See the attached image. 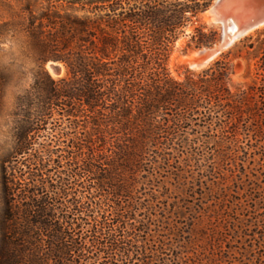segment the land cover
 I'll use <instances>...</instances> for the list:
<instances>
[{"label": "trees", "instance_id": "trees-1", "mask_svg": "<svg viewBox=\"0 0 264 264\" xmlns=\"http://www.w3.org/2000/svg\"><path fill=\"white\" fill-rule=\"evenodd\" d=\"M27 1L0 25L37 63L2 166L0 264H264V38L245 45L256 79L233 87L231 50L168 69L189 27L188 47L216 42L213 0ZM256 155L263 177L236 181Z\"/></svg>", "mask_w": 264, "mask_h": 264}, {"label": "rangeland", "instance_id": "rangeland-1", "mask_svg": "<svg viewBox=\"0 0 264 264\" xmlns=\"http://www.w3.org/2000/svg\"><path fill=\"white\" fill-rule=\"evenodd\" d=\"M34 1L35 0H33V2ZM27 3H28L27 0H0V25L9 22L11 20V14L14 11H19L20 9L25 7ZM38 5L39 4L37 3V7ZM206 12L207 10L204 13H202L200 16L201 22L207 24L209 27H212L218 31L219 35L216 40V42H218L222 34V29H220L222 27L221 26L219 27V25L212 26L211 22H209L206 19L205 16ZM8 29L9 28H7V30H5L4 32L6 33V35H0V214L3 206L2 166L3 164H5L8 167V169H10L11 166L15 165V162L13 161L12 151H13V144L15 141L14 112H15L16 101L17 98L21 96L27 88H29L32 81V75L37 70V63L27 53V49L24 43L25 40L24 37L21 36L14 37L12 32L8 31ZM193 29L194 26L189 27L186 30L187 35H182L179 38V40L176 42L175 46L173 47V51L168 62V69L170 73L176 78H184L187 70H193L190 68L188 60L189 57L192 55V53H195L197 52V50H199L188 47L190 34L192 33ZM259 35H261L260 36L261 38H264V27L237 40L230 48H228L222 53V54L227 53L229 50L232 51L228 60L230 61V66H231L230 83L233 87L250 84L253 82L254 79H256V68H257L258 58H255V56L261 54L258 53L257 50L253 51L252 49L245 47V45L249 44L250 42H255ZM246 37H251V39L246 40L245 39ZM256 47H258V43H256ZM203 48L205 47H202L200 49ZM221 55H219L215 60L221 59L222 58ZM51 63L52 62H48L46 64V68L50 72L51 70L49 69V64ZM61 70L62 72L60 75H63L64 70L62 67ZM193 71H197V70H193ZM51 74L53 73L51 72ZM53 75L60 76L55 74ZM49 131H50L49 129L48 131L42 130L39 136L36 137V141L37 142L45 141V139L48 138L47 135ZM252 159H254V163L250 164L249 167L248 166L249 162ZM261 163L263 162L259 155H256L253 158H250L249 156V159L246 162V166H248L249 168L246 169V173L239 172L233 175L232 177H234L236 181H238V179H241L239 180V182L247 185L248 183L247 175L250 177V179H255V176H253L252 173L250 172H254L257 174V176L263 177L261 176L263 171V168L262 169L260 168ZM193 168L196 169V167ZM204 168L205 166L202 167V169ZM197 172L198 171L195 172L196 177H198ZM202 172L204 171L202 170ZM227 174L231 175L230 172H228ZM206 175L207 172L205 174L204 179L207 181L208 185H211L212 181L210 180V178L212 177L211 175H207V176ZM228 181H229L228 185H230L232 183L231 176L229 177ZM234 190L235 187H233L232 190H229V193H234L236 195L239 194L237 196L239 197L241 196L243 202H245L246 199L242 197L243 195L242 191L239 190L238 192L237 191L235 192ZM215 192L216 189H214V191L211 192L214 194L212 196L208 192L204 200H202V202H199L202 205L203 209L204 208L212 209L214 207L216 203ZM216 210L217 211L220 210V207L217 206ZM218 212L221 214L222 210ZM232 245H234V249H238V247L241 246V243L237 241H233ZM170 246L172 247V245ZM225 246L226 244L224 243L223 247L224 249L227 250V246L226 247ZM175 247L176 244H174L172 248Z\"/></svg>", "mask_w": 264, "mask_h": 264}, {"label": "water", "instance_id": "water-1", "mask_svg": "<svg viewBox=\"0 0 264 264\" xmlns=\"http://www.w3.org/2000/svg\"><path fill=\"white\" fill-rule=\"evenodd\" d=\"M211 25H221L222 34L218 42L197 50L190 61V68L205 69L230 48L237 40L249 35L264 26V0H214L207 9ZM228 25L224 29V25ZM237 35L234 37L233 33ZM55 74L60 75L61 66L52 62L49 64Z\"/></svg>", "mask_w": 264, "mask_h": 264}, {"label": "bare ground", "instance_id": "bare-ground-1", "mask_svg": "<svg viewBox=\"0 0 264 264\" xmlns=\"http://www.w3.org/2000/svg\"><path fill=\"white\" fill-rule=\"evenodd\" d=\"M205 16H206V19L210 22V18H209V14H208V12H206V14H205ZM221 25H219V27H220ZM222 27V26H221ZM224 27V29H227L228 28V25H224L223 26ZM264 26H262V27H260L259 29H261V28H263ZM221 29V28H220ZM231 33H233V29H231ZM237 35V33L236 32H234L233 33V36L235 37ZM195 54H196V52L195 53H192V55L189 57V60H188V62H189V64H190V61L194 58V56H195ZM188 59V58H187ZM49 69L51 70V72L53 73V74H55L54 73V71L52 70V68H51V66L49 65ZM194 70H199V69H195L194 68ZM55 75H57V74H55Z\"/></svg>", "mask_w": 264, "mask_h": 264}, {"label": "clouds", "instance_id": "clouds-1", "mask_svg": "<svg viewBox=\"0 0 264 264\" xmlns=\"http://www.w3.org/2000/svg\"><path fill=\"white\" fill-rule=\"evenodd\" d=\"M8 31H13V29L11 27H9ZM0 35H6V33L0 34Z\"/></svg>", "mask_w": 264, "mask_h": 264}]
</instances>
